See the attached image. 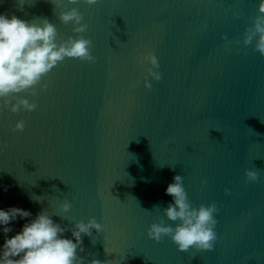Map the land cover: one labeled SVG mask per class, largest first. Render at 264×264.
Wrapping results in <instances>:
<instances>
[{
  "label": "water",
  "instance_id": "obj_1",
  "mask_svg": "<svg viewBox=\"0 0 264 264\" xmlns=\"http://www.w3.org/2000/svg\"><path fill=\"white\" fill-rule=\"evenodd\" d=\"M259 0H99L76 5L96 62L66 58L19 95L34 111L0 113V208L56 214L66 228L96 218L104 231L84 237L90 262L113 264H264V55L243 43ZM7 11L56 25L58 42L76 37L51 0ZM227 37V39H225ZM149 52L157 82L145 86ZM43 84H47L46 89ZM15 101H13L14 103ZM23 120L22 131L15 130ZM258 173L249 181L247 171ZM184 178L195 207L213 202L217 241L187 251L148 236L172 200L165 189ZM207 183H203L204 181ZM227 189V191H226ZM45 197L33 202L30 195ZM154 206H159L155 208ZM25 221L14 222L15 235ZM71 237V232L65 233ZM4 235L0 233V244Z\"/></svg>",
  "mask_w": 264,
  "mask_h": 264
},
{
  "label": "clouds",
  "instance_id": "obj_2",
  "mask_svg": "<svg viewBox=\"0 0 264 264\" xmlns=\"http://www.w3.org/2000/svg\"><path fill=\"white\" fill-rule=\"evenodd\" d=\"M34 0H17L22 11L25 4ZM80 0H51L55 9H60L59 19L64 25L71 24L76 37L58 42V30L55 24L47 19L42 23L29 22L19 16L0 12V113L5 109L12 113L21 110L34 111L37 104L19 94L29 92L37 95V86L41 85L50 71L66 58H78L81 61L95 63L96 57L92 54L93 42L85 38L83 33L88 25L84 23V15L76 5ZM88 5H96L99 0H84ZM7 0H0L3 7ZM259 15L254 18L252 27L246 30L243 43L250 45L255 40V49L264 55V0H259ZM227 39V37H225ZM142 62H146L147 76L145 86L152 88L149 80L159 82L163 74L159 71L158 57L149 52L142 55ZM47 84H43L46 89ZM13 101H15L13 103ZM25 127L23 120L15 125V130L22 131ZM249 181H257L258 173L248 170ZM203 183H207L205 180ZM8 185H0L7 193ZM227 191V189H226ZM165 195L172 200L162 209L164 216L175 226L161 218L158 223H152L148 229V236L159 242L168 236L178 246L179 250L187 251L192 247L196 250H212L217 241L216 214L219 209L215 202L198 208L191 203L184 178L180 174L173 177L165 189ZM33 202L43 203L45 197L34 194L29 197ZM72 204L65 200L59 205V212L53 214L48 210H41L35 216L25 208L10 206L0 208V233L4 235V242L0 244V264H89L86 256L78 254L84 252V237H92L93 229L97 233L104 231L96 218L87 221H74L71 228L54 221L53 216H65L71 210ZM159 208V206H154ZM25 221L15 235L12 226L14 222ZM71 232V237L65 233ZM90 264H113V261L94 259Z\"/></svg>",
  "mask_w": 264,
  "mask_h": 264
}]
</instances>
